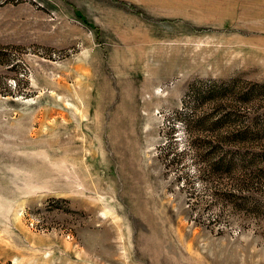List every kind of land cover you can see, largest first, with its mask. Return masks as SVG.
I'll return each instance as SVG.
<instances>
[{
    "label": "rangeland",
    "instance_id": "374dc122",
    "mask_svg": "<svg viewBox=\"0 0 264 264\" xmlns=\"http://www.w3.org/2000/svg\"><path fill=\"white\" fill-rule=\"evenodd\" d=\"M0 264H264V0H0Z\"/></svg>",
    "mask_w": 264,
    "mask_h": 264
},
{
    "label": "bare ground",
    "instance_id": "6f19581e",
    "mask_svg": "<svg viewBox=\"0 0 264 264\" xmlns=\"http://www.w3.org/2000/svg\"><path fill=\"white\" fill-rule=\"evenodd\" d=\"M26 176V175H25ZM27 181V180H26Z\"/></svg>",
    "mask_w": 264,
    "mask_h": 264
}]
</instances>
